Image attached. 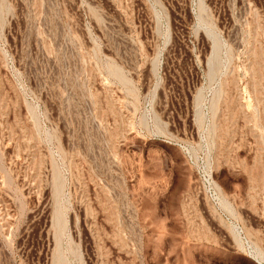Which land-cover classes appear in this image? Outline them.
Listing matches in <instances>:
<instances>
[{
  "label": "rangeland",
  "instance_id": "obj_1",
  "mask_svg": "<svg viewBox=\"0 0 264 264\" xmlns=\"http://www.w3.org/2000/svg\"><path fill=\"white\" fill-rule=\"evenodd\" d=\"M0 264H264V0H0Z\"/></svg>",
  "mask_w": 264,
  "mask_h": 264
}]
</instances>
